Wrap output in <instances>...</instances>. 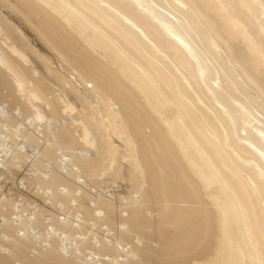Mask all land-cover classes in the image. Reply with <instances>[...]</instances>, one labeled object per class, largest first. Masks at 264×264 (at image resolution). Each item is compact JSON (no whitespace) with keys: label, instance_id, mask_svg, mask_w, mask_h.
Returning a JSON list of instances; mask_svg holds the SVG:
<instances>
[{"label":"bare ground","instance_id":"bare-ground-1","mask_svg":"<svg viewBox=\"0 0 264 264\" xmlns=\"http://www.w3.org/2000/svg\"><path fill=\"white\" fill-rule=\"evenodd\" d=\"M0 264H264V0H0Z\"/></svg>","mask_w":264,"mask_h":264},{"label":"rangeland","instance_id":"rangeland-1","mask_svg":"<svg viewBox=\"0 0 264 264\" xmlns=\"http://www.w3.org/2000/svg\"><path fill=\"white\" fill-rule=\"evenodd\" d=\"M88 84H89L88 87H90V85H91V81H90ZM116 107H117V105H116ZM27 148H29V146H27ZM4 179H5V181H6L7 183H9V178L5 177ZM11 185H12V183H9V186H11ZM120 188H121V187H119V189H120ZM108 189H111V188H108Z\"/></svg>","mask_w":264,"mask_h":264}]
</instances>
